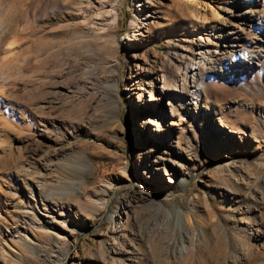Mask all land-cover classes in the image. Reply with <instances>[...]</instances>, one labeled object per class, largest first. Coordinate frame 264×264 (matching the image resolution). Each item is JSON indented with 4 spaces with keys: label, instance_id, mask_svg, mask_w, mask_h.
<instances>
[{
    "label": "rangeland",
    "instance_id": "374dc122",
    "mask_svg": "<svg viewBox=\"0 0 264 264\" xmlns=\"http://www.w3.org/2000/svg\"><path fill=\"white\" fill-rule=\"evenodd\" d=\"M0 264H264V0H0Z\"/></svg>",
    "mask_w": 264,
    "mask_h": 264
},
{
    "label": "bare ground",
    "instance_id": "6f19581e",
    "mask_svg": "<svg viewBox=\"0 0 264 264\" xmlns=\"http://www.w3.org/2000/svg\"><path fill=\"white\" fill-rule=\"evenodd\" d=\"M201 78L198 75L197 72L192 73V87H195L200 82ZM188 95H190L191 98H195L196 95H198V88L196 87L192 92H188Z\"/></svg>",
    "mask_w": 264,
    "mask_h": 264
}]
</instances>
